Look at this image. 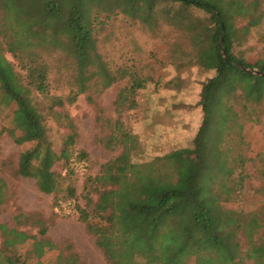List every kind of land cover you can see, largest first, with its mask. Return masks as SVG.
I'll return each mask as SVG.
<instances>
[{"label": "trees", "instance_id": "obj_1", "mask_svg": "<svg viewBox=\"0 0 264 264\" xmlns=\"http://www.w3.org/2000/svg\"><path fill=\"white\" fill-rule=\"evenodd\" d=\"M87 1L94 6L104 4V18L121 14L142 21L148 28L155 23L156 7L158 11L163 3H177L175 10L165 12L167 21L182 24L193 33L194 64L215 73L204 82L197 102L201 120L194 132L195 150H187L194 153L192 161L183 160L186 153L182 151L164 158L178 163L174 166L181 169L177 180L170 175L157 178L154 163L137 166L130 149L123 146L117 156L101 164L98 173L85 178L82 193L86 202L73 206L77 220L94 238L108 264H264L260 234L264 206L258 212L245 213L225 205L241 182L242 170L236 171L257 155L252 146L254 139L256 145L260 143L261 129L246 135L247 123H264V76L242 68L264 73V57L250 60L235 50L240 39L261 22L264 12L260 0ZM75 5V0H0V103L11 111L3 130L18 145L33 143L20 153L17 172L33 179L40 192L53 194L54 205L77 196L74 185L52 169L56 160L67 161L69 154L66 149L56 154L46 140L47 115L58 116L55 106L73 103L80 94L96 89L100 93L119 83L115 110L130 111L136 108L137 93L144 91L145 84L129 68L114 69L103 60L97 51L102 17L97 21L93 10L85 21ZM196 9L206 18L193 14ZM239 18L247 19L242 32L235 25ZM5 52L17 58L24 75L15 70ZM57 53L66 60L65 69L74 74L67 80L70 90L65 97L50 94L51 66L46 56ZM228 76L253 80L252 97L260 102L251 108L241 100L224 98L217 87L228 82ZM33 91L49 99L44 110L35 103ZM121 127L116 122L115 129ZM123 135L132 137L127 131ZM242 144L250 150L247 155ZM6 188L0 179V204ZM22 214L26 220L32 214L42 217L36 212ZM41 217L35 220L40 225L35 235L0 223V264H46L42 259L46 255L56 264H82L76 254L64 253L45 237L47 228Z\"/></svg>", "mask_w": 264, "mask_h": 264}, {"label": "rangeland", "instance_id": "obj_2", "mask_svg": "<svg viewBox=\"0 0 264 264\" xmlns=\"http://www.w3.org/2000/svg\"><path fill=\"white\" fill-rule=\"evenodd\" d=\"M75 2L76 9L81 11L85 21H89L90 11L93 10L97 21L102 17L104 4L94 6L87 0ZM177 6V3L166 2L158 11L156 7L153 14L155 23L152 22L151 28L140 20L121 14L102 17L103 23L99 25L101 30L97 35L98 53L111 68H129L145 81V92L138 91L135 109L115 110L114 99L119 86L122 85L119 83L100 93L99 89H96L80 94L73 103L65 102L63 106H55L54 110L59 113L58 116L47 115L49 130L46 140L56 154L60 155L63 149L68 150L69 154L67 161L62 158L56 160L52 169L74 185L76 199L70 202L60 199L58 205H54L53 194L38 193L33 179L18 174L19 155L32 147L33 143L18 145L3 130L9 124L11 111L0 103V179L7 185L0 204V223L35 235L40 227L35 220H39L41 216L32 214L30 219L26 220L22 213H40L43 217V227L47 228L45 237L64 253L76 254L82 264H108L94 238L86 232L84 224L77 220V212L73 208L75 203L84 205L86 202L82 193L85 178L98 173L102 163L117 156L123 146H127L132 162L137 166L154 163L157 178L170 175L173 181L177 180L181 169L178 170L174 166H178V163L164 158L171 153L182 151L186 153L182 156L183 160L192 161L194 153L190 154L187 150H195L193 131L201 120V112L195 109V105L197 106L200 100L204 82L215 73L214 70L207 71L194 64L196 45L192 39L193 33L182 24H171L167 21L165 12L175 10ZM52 9L53 12L57 10L54 7ZM260 9L264 12V0H260ZM193 14L206 18L201 10L196 9ZM235 25L242 32L247 25V19H236ZM239 42L235 48L238 55L250 60L264 57V16L260 24L252 27ZM5 56L17 72L25 74L26 71L21 68L17 58L9 52H5ZM46 60L51 66L48 74L50 94L65 97L70 90L67 80L74 75L73 72L65 69L66 60L61 53L47 55ZM227 81L220 82L217 89L228 101L238 99L251 108L260 102L256 97H252L254 93H251V89L255 85L253 80L228 76ZM32 96L38 107L44 110L49 99L36 91L32 92ZM140 105L141 111L153 110L156 124L157 119L160 120L158 124H161V127L155 134L157 150L147 148L143 137L133 132V123L143 114L136 111ZM147 107H150V110ZM157 112L158 115H155ZM167 118L170 120L169 126L174 129L170 133L166 132ZM262 121L264 122V117ZM116 122H120L122 127L115 129ZM259 128L260 143L256 145L254 139L252 146L254 155H257L254 161L236 171L239 173L242 170L239 177L241 182L238 180L235 193L225 203L228 208L245 213L258 212L264 206V162L261 161L264 152V123L259 126L252 122L247 123L246 135ZM124 131L132 137H125ZM242 147L247 155L250 150H246V145L242 144ZM80 152H84L85 156L80 157ZM74 161H82L83 169L76 168ZM66 182H62V187ZM91 197L94 200L96 195L93 193ZM15 216L18 218H14ZM260 234L264 240V230ZM1 243L0 234V247ZM42 259L46 264H56L51 255Z\"/></svg>", "mask_w": 264, "mask_h": 264}, {"label": "crops", "instance_id": "obj_3", "mask_svg": "<svg viewBox=\"0 0 264 264\" xmlns=\"http://www.w3.org/2000/svg\"><path fill=\"white\" fill-rule=\"evenodd\" d=\"M145 92V90H144ZM156 105V104H155ZM154 107V106H152ZM147 109L150 110V107H147ZM195 109L197 111L200 112V108L199 106L195 105ZM137 113L139 111H141V105L139 107H137ZM143 112V114H140L138 116V118L135 120V122L133 123V132L138 134L139 136L143 137V140H145L146 146L147 148H149L150 150H157V140L155 139V134L156 132L159 131V127H161V124L159 123V119H157V124L156 121L154 120V113L153 110L151 111H141ZM156 112V110H155ZM158 115V112L155 114ZM159 117V116H157ZM129 120H130V116H129ZM169 118H167L166 120V126H167V130L166 132L170 133L171 131H174L173 127L169 126L168 121ZM173 123V122H171ZM165 124V123H164ZM197 127H195L193 133L195 132ZM37 189V188H36ZM38 193H42L37 189ZM37 197V196H36Z\"/></svg>", "mask_w": 264, "mask_h": 264}, {"label": "water", "instance_id": "obj_4", "mask_svg": "<svg viewBox=\"0 0 264 264\" xmlns=\"http://www.w3.org/2000/svg\"><path fill=\"white\" fill-rule=\"evenodd\" d=\"M222 42H223V38L221 37V39H220L221 52H222V54L225 56V50H224V48L222 47ZM242 68L245 69V70H247V71H249V72H252V73H254V74H258V75H263V76H264V73H263V72H259V71L255 70V69H249V68H246V67H242Z\"/></svg>", "mask_w": 264, "mask_h": 264}, {"label": "built area", "instance_id": "obj_5", "mask_svg": "<svg viewBox=\"0 0 264 264\" xmlns=\"http://www.w3.org/2000/svg\"><path fill=\"white\" fill-rule=\"evenodd\" d=\"M73 165H75V167L76 168H79V169H83V167H84V163L81 161V162H76V161H74L73 162Z\"/></svg>", "mask_w": 264, "mask_h": 264}]
</instances>
